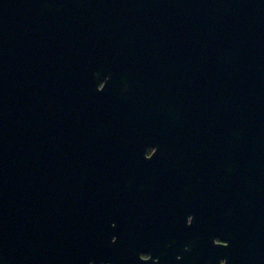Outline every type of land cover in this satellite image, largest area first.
<instances>
[{
    "label": "water",
    "instance_id": "1",
    "mask_svg": "<svg viewBox=\"0 0 264 264\" xmlns=\"http://www.w3.org/2000/svg\"><path fill=\"white\" fill-rule=\"evenodd\" d=\"M227 196L231 236L245 227L209 248L246 264L264 243V0H0V264H133V218Z\"/></svg>",
    "mask_w": 264,
    "mask_h": 264
},
{
    "label": "flooded vegetation",
    "instance_id": "2",
    "mask_svg": "<svg viewBox=\"0 0 264 264\" xmlns=\"http://www.w3.org/2000/svg\"><path fill=\"white\" fill-rule=\"evenodd\" d=\"M154 151V148L149 147L145 157L151 158ZM172 206L178 205L169 206L167 203L162 210ZM231 211V199L227 196L224 205L203 204L197 205L195 210L184 207L179 215L156 214L151 219L133 218L130 226L131 248H129L133 264H136L137 259L139 263L146 262V264H231L230 253L225 252L222 257L218 250L215 253L209 248L210 243L213 246L227 245L226 247H229L230 241L240 239L236 234L237 228L239 225L245 227V224L237 223L231 236ZM67 224L74 231L77 230L72 218L68 219ZM104 224L110 227L115 226L113 221ZM101 225L104 227L103 223ZM205 233L208 234L207 237ZM187 234L190 239L183 245V237ZM115 239L117 238L112 236L111 241L114 242ZM260 240L264 241V235L260 237ZM262 245L259 249L250 250L246 256V264H264V243ZM240 247H242V250L239 249L241 253L244 246ZM98 251L100 256H108L107 248L101 250L91 248L90 251L83 252L79 249L71 253V260L76 264L78 261L84 264L85 258L87 264H93L92 253H98ZM189 252L191 253L187 254ZM98 264H108V262L98 260Z\"/></svg>",
    "mask_w": 264,
    "mask_h": 264
}]
</instances>
